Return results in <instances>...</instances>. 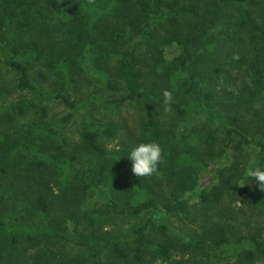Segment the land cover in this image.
Listing matches in <instances>:
<instances>
[{
    "label": "trees",
    "instance_id": "trees-1",
    "mask_svg": "<svg viewBox=\"0 0 264 264\" xmlns=\"http://www.w3.org/2000/svg\"><path fill=\"white\" fill-rule=\"evenodd\" d=\"M130 15L143 24L141 40L151 46L145 69L135 64L137 44L131 49L118 46V40L129 38L121 26ZM36 29L41 30L40 35ZM171 44L178 47L179 53L164 59L163 49ZM84 50L97 51L101 61L116 57L126 91L112 100L101 95L88 96L86 103L95 100L117 110L127 101L148 97L152 103L164 105L163 96L145 83L147 79L159 81L173 93L168 107L176 117L192 112L205 115L216 125L207 134L209 142L217 134L223 135L227 139L224 154L227 152L231 158L245 146L253 145L257 148L255 164L264 167V0H0V75L3 67L14 72L16 87L25 95L15 103H1L0 117L12 122L15 116H23L28 98L39 103L59 99L71 110L62 117L57 132H49L40 122L36 128L23 129L28 133L26 141H20L19 135L12 138L0 133V264H12L24 244L32 246L41 236L47 239L51 235L86 246L91 257L86 264H102L100 255L107 248L112 264H146L144 257L148 252L152 255L151 264H157L159 259L164 262L172 247L146 235L156 226V218L185 209L189 204L185 194L193 189H198V201L207 214L209 204L220 201L221 190L211 184L210 192L205 193L206 185L201 179L222 164L210 166L196 158V148L190 146L194 135L162 137L158 119L142 123L136 140L131 134H123L118 147L108 149L106 145L116 136L118 126L99 123L87 111L75 152L67 153L60 162L46 150L53 142L59 150L65 145L63 126L78 108L68 90L73 81V65L81 62L78 53ZM37 63L43 65L39 70L63 80L62 92L44 95L35 91L30 76ZM232 71L246 74L240 76L237 88L235 78L230 77ZM249 110L255 111L250 123L240 125ZM39 111L41 117L47 115L46 106L40 105ZM152 141L162 148L161 161L153 174L135 176L127 155L134 145ZM78 153L101 159L98 172L73 167L71 163ZM163 176L174 177L184 196L157 203L149 192ZM101 185L109 194L106 208L98 203ZM125 185L131 192L128 197H111L113 188L124 189ZM255 202L264 214V201L255 198ZM55 207H60L66 218L74 219L75 226L81 220L104 224L106 212L111 210L121 214L126 223L114 231L96 227L86 233L76 229L67 233L46 221ZM21 208L26 213L17 214ZM142 208L146 213H141ZM164 228L161 225L160 229ZM201 233L200 238L179 244L181 251L204 248L211 238L220 257L235 255L245 260L243 264L264 258V242H258L254 235L231 243L223 227L212 226ZM129 238L133 242L131 248L123 244Z\"/></svg>",
    "mask_w": 264,
    "mask_h": 264
},
{
    "label": "rangeland",
    "instance_id": "rangeland-1",
    "mask_svg": "<svg viewBox=\"0 0 264 264\" xmlns=\"http://www.w3.org/2000/svg\"><path fill=\"white\" fill-rule=\"evenodd\" d=\"M133 15V14H132ZM127 16L125 23L121 28L123 33L129 38L118 40L119 48L131 49L137 44V54L135 56V64L139 68L145 69L149 65V57L151 56V46L147 41L141 40L142 26L140 21H134L133 16ZM132 24V27L130 25ZM113 26L116 24H112ZM38 35L41 30H35ZM44 35V34H43ZM5 44V42L3 43ZM179 53L178 47L174 44L166 45L163 49L162 56L164 59H171ZM81 62L73 65V81L68 90L69 97L76 106L73 117L63 126V136L66 139L65 145L59 150L56 142L47 146L46 150L56 156V159L63 162L67 153H73L76 150V142L79 138V131L85 124V114L90 112L93 118L99 122H110L118 126L116 136L111 139L106 147L108 149H116L117 142L121 140L123 134H131L133 140L137 139L141 134L140 126L142 123H149L154 120H159L162 124V137L167 138L177 133L182 135H194L190 140V146L195 150L196 158L201 162L210 166H215L221 163L219 168L209 174H204L201 183L206 185L205 193L211 190V184L216 185L221 190V198L219 202L209 204V212L205 213L198 201V189H193L185 194L188 200V205L185 209L178 213L169 216H159L156 218L155 227L147 230V237L155 242L169 243L172 247L170 255L164 262L157 260L159 264H231L237 262L243 264L244 261L237 256L220 257L219 251L213 247L211 238L206 240L204 248H191L186 252H182L179 244L189 239L200 238L202 229L212 226H220L226 230L227 236L231 243L238 241L242 237L254 235L258 242H264V214L261 208L255 202V198H260L264 201V189H261L254 179L247 176V171L255 164L257 157V148L253 145L245 146L242 150L237 151L231 158L224 154L227 139L217 134L211 142L207 139L208 132L215 128V123L209 120L205 115L192 112L189 115L176 117L175 112L162 102L152 103L151 98L145 97L141 100L127 101L117 110L100 104L92 100L86 103L88 96L102 97L112 100L122 97L125 91V81L120 73L119 64L116 57H111L101 61L97 51L86 53L79 51L78 53ZM3 59L0 55V64ZM146 64V65H145ZM42 63H37L31 70V81L35 91L44 95H55L63 91V80L57 75H48V72L39 70L42 68ZM41 71V72H40ZM231 79L234 88H237L241 77H246L244 72L239 74L232 71ZM0 89L2 91L0 104L5 105L15 103L20 98L24 97V93L16 87V77L14 72L3 67L0 75ZM155 80V79H154ZM146 87L154 89L160 96L168 90L161 86L159 81L152 82L147 79ZM222 83V80L220 81ZM115 86L116 89L109 87ZM147 88V89H148ZM171 92V90H168ZM172 93V92H171ZM173 94V93H172ZM32 102V104H30ZM40 105L46 106L47 115L43 118L40 116ZM154 107V108H153ZM257 107L255 106L254 109ZM71 110L64 105L59 99H53L39 103L36 100L28 98L25 112L23 116H15L12 122L0 117V133L10 134L11 137L15 134L19 135L20 141H26L28 136L27 127L36 128L40 122L44 123V127L49 132H57L60 128L61 119ZM254 110L245 112L240 125L250 123L254 114ZM16 132V133H15ZM12 137V138H13ZM25 139V140H24ZM29 143V142H28ZM11 140L8 145L11 146ZM232 159V161H231ZM101 159L92 158L82 154H77L76 159L71 163L73 167L79 171L86 169H95L98 172ZM224 165V166H223ZM200 183V180H197ZM52 185V183H50ZM102 186V185H101ZM102 197L98 200L101 208L106 205V198L109 194L104 193V186L100 187ZM150 195L157 203L169 201L173 197L184 196L183 192L178 188L176 180L172 176H163L150 189ZM131 192L124 186V189L113 188L110 195L112 198L119 200L125 199ZM88 197L86 198V201ZM103 205V206H102ZM98 207H100L97 204ZM131 206V205H130ZM106 208V207H105ZM131 209V207H129ZM108 211V209H107ZM147 210L141 209V213H146ZM26 213L22 208L17 214ZM24 214L23 217H26ZM155 218V217H154ZM104 224L93 225L89 222L81 220L78 226H75L74 219L66 218L62 214L60 207H55L48 213L46 221L52 225L61 228L67 233H72L77 230L80 233H86L96 227L103 228L107 231H114L124 226L126 219L115 211L106 212ZM36 221V217L34 218ZM161 225H165L164 229H160ZM209 230V229H207ZM213 235L212 232L208 233ZM45 239L41 236L39 240L32 246L24 244L21 248L23 253L18 250L16 253L19 257H13L12 264H86L90 258L89 249L86 246H81L72 241L59 240L52 238ZM248 244L249 241L245 240ZM124 246L131 248L133 245L132 239H126L123 242ZM105 250V249H104ZM100 255L102 264H112L109 256L108 248ZM132 250V249H130ZM144 262L151 264L149 259L152 255L148 252L145 254ZM162 261V262H161ZM121 264H131L127 261H120ZM92 264V263H91ZM252 264H264V258L256 260Z\"/></svg>",
    "mask_w": 264,
    "mask_h": 264
},
{
    "label": "clouds",
    "instance_id": "clouds-1",
    "mask_svg": "<svg viewBox=\"0 0 264 264\" xmlns=\"http://www.w3.org/2000/svg\"><path fill=\"white\" fill-rule=\"evenodd\" d=\"M163 103L170 106L172 93L163 92ZM127 158L131 161L132 172L135 176H148L153 174L162 158V148L155 142H141L133 146ZM247 176L254 179L261 189H264V167L252 166L247 171Z\"/></svg>",
    "mask_w": 264,
    "mask_h": 264
}]
</instances>
